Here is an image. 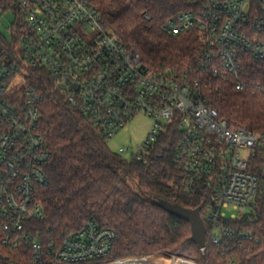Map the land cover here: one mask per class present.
<instances>
[{
    "label": "built area",
    "instance_id": "2783aa9c",
    "mask_svg": "<svg viewBox=\"0 0 264 264\" xmlns=\"http://www.w3.org/2000/svg\"><path fill=\"white\" fill-rule=\"evenodd\" d=\"M180 1L183 10L166 20L163 31L195 39L197 47L183 67L153 68L106 27L90 0H0L23 27L14 54L0 56V264L109 260L117 239L91 219L60 242L34 231L33 222L45 218L37 194L48 185L52 159L40 132L43 97L28 81L39 69L106 141L137 116L151 118L133 161L146 163L161 134L178 125L181 188L191 194L206 184L213 190L202 251L207 239L215 245L259 241L224 222L241 219L264 193V132L231 122L211 103L212 94L227 86L246 91L250 67L264 68V0ZM129 152L117 154L127 158ZM230 208L235 213L228 218ZM133 260L143 259L109 264Z\"/></svg>",
    "mask_w": 264,
    "mask_h": 264
},
{
    "label": "trees",
    "instance_id": "16d2710c",
    "mask_svg": "<svg viewBox=\"0 0 264 264\" xmlns=\"http://www.w3.org/2000/svg\"><path fill=\"white\" fill-rule=\"evenodd\" d=\"M107 28L135 49L145 64L183 67L192 59L195 39H175L163 31L166 20L183 10L180 0H90ZM23 27H12V41L0 34V56L14 53ZM244 92L227 86L212 94V106L231 122L264 132V68L251 66ZM29 83L42 95L40 132L52 159L46 169L48 185L38 191L45 218L34 231L46 241L60 242L87 220L117 235V260L166 253L197 264H264V193L241 219L225 220L231 230L252 232L259 241L225 240L202 251L192 241L191 226L162 208L156 200L201 208L204 217L213 190L206 184L189 194L183 191V172L176 163L181 141L177 124H170L151 149L146 163L112 152L89 121L73 109L43 70H31ZM95 260L88 264H105Z\"/></svg>",
    "mask_w": 264,
    "mask_h": 264
},
{
    "label": "rangeland",
    "instance_id": "374dc122",
    "mask_svg": "<svg viewBox=\"0 0 264 264\" xmlns=\"http://www.w3.org/2000/svg\"><path fill=\"white\" fill-rule=\"evenodd\" d=\"M16 23V17L11 10H4L0 8V34L4 36L9 42L12 41V35L14 30L12 27ZM153 121L151 118L143 115H139L134 118L128 125H126L120 132L115 134L109 141H107V145L109 149L118 153L121 148H128L130 152L127 155V160H132L131 154L133 151L137 150L139 146L146 140ZM229 218L235 211L230 208L224 211ZM141 258L143 260H147L149 264H183V263H194L197 262L193 260H188L184 258H179L176 256H172L166 253H159L149 257H133L125 259H138ZM117 260L115 258H111L105 261V264H109L110 262ZM187 261V262H186Z\"/></svg>",
    "mask_w": 264,
    "mask_h": 264
},
{
    "label": "water",
    "instance_id": "95a60500",
    "mask_svg": "<svg viewBox=\"0 0 264 264\" xmlns=\"http://www.w3.org/2000/svg\"><path fill=\"white\" fill-rule=\"evenodd\" d=\"M156 203L169 214L188 222L191 226L193 243L199 249L206 247V225L201 215L200 207L196 209H187L179 204H173L165 200H156Z\"/></svg>",
    "mask_w": 264,
    "mask_h": 264
},
{
    "label": "bare ground",
    "instance_id": "6f19581e",
    "mask_svg": "<svg viewBox=\"0 0 264 264\" xmlns=\"http://www.w3.org/2000/svg\"><path fill=\"white\" fill-rule=\"evenodd\" d=\"M119 264H149V262L146 260H139V261H129V262H121ZM183 264H188V263H183Z\"/></svg>",
    "mask_w": 264,
    "mask_h": 264
}]
</instances>
